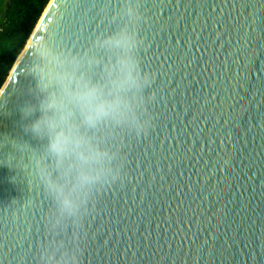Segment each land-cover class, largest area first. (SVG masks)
<instances>
[{
    "label": "water",
    "instance_id": "obj_1",
    "mask_svg": "<svg viewBox=\"0 0 264 264\" xmlns=\"http://www.w3.org/2000/svg\"><path fill=\"white\" fill-rule=\"evenodd\" d=\"M123 0H50L0 88V264H33L48 201L17 144L42 42L85 47ZM155 128L125 144L82 264H264V0H143ZM38 115V114H37Z\"/></svg>",
    "mask_w": 264,
    "mask_h": 264
},
{
    "label": "clouds",
    "instance_id": "obj_2",
    "mask_svg": "<svg viewBox=\"0 0 264 264\" xmlns=\"http://www.w3.org/2000/svg\"><path fill=\"white\" fill-rule=\"evenodd\" d=\"M106 20L85 47L42 42L25 69L21 118L38 146L17 148L48 201L33 264H82L101 193L131 179L126 141L156 126L157 73L141 57L143 0H123Z\"/></svg>",
    "mask_w": 264,
    "mask_h": 264
},
{
    "label": "trees",
    "instance_id": "obj_3",
    "mask_svg": "<svg viewBox=\"0 0 264 264\" xmlns=\"http://www.w3.org/2000/svg\"><path fill=\"white\" fill-rule=\"evenodd\" d=\"M50 0H0V88Z\"/></svg>",
    "mask_w": 264,
    "mask_h": 264
}]
</instances>
